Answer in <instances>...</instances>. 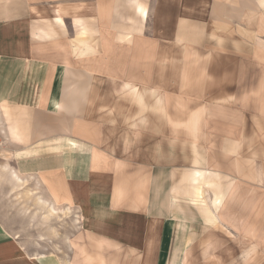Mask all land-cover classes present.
Masks as SVG:
<instances>
[{
    "label": "crops",
    "instance_id": "obj_1",
    "mask_svg": "<svg viewBox=\"0 0 264 264\" xmlns=\"http://www.w3.org/2000/svg\"><path fill=\"white\" fill-rule=\"evenodd\" d=\"M119 4L120 10L118 0H0V120L12 130L14 166L37 180L53 206H67L79 219L61 256L35 254L0 226V264H175L188 235L169 214V190L199 192L202 178L205 185L214 182L207 190H231L230 179L240 180L243 190H264V164L249 160L264 153V147L251 144L258 115L241 105L220 103L206 110L200 131L210 151L202 170L196 169L197 155L181 154L180 123H175L176 145V133L159 134L165 125L144 118L140 124L132 117L125 84L96 50L102 19L111 37L127 31H116L119 23L108 18H131L130 5L141 20L147 17L137 0ZM160 8L156 18L174 20L169 32L186 36L181 20L189 16ZM67 18L75 21L70 28L62 21ZM210 154L220 160L215 163ZM243 213L237 208L232 220L213 219L225 233L212 227V236L204 235L206 253L216 251L224 262L236 264L238 251L226 247L234 242L228 226ZM246 220L247 227L264 228L263 218ZM253 242L249 264H262L264 236ZM206 263L214 264L209 257Z\"/></svg>",
    "mask_w": 264,
    "mask_h": 264
},
{
    "label": "rangeland",
    "instance_id": "obj_2",
    "mask_svg": "<svg viewBox=\"0 0 264 264\" xmlns=\"http://www.w3.org/2000/svg\"><path fill=\"white\" fill-rule=\"evenodd\" d=\"M137 5L148 11L147 17L141 20L130 5L126 11L133 15L131 18H108L109 22L119 23L116 31H127L111 37L110 28L102 19L98 23L101 48L96 47L102 61L112 67L120 83L125 84V103L133 106L132 117L140 124L144 118L148 123L165 125L159 134L170 138L176 133V145L179 144L177 129L180 127L181 154L183 158L197 155L195 165L199 170L205 168L206 150L210 151L203 146L205 138H201L200 129L206 122V110L214 104L241 105L257 114L253 119L255 130L250 132L255 139L251 144L264 147V0H137ZM160 7L171 9V14L189 16L181 20V33L186 36H174L169 32L173 19L156 18ZM118 9H121L119 0ZM212 9L215 11L211 14ZM62 21L69 28L75 23L69 18ZM91 26L95 24H86V27ZM69 32L72 38V30ZM141 90L146 91L143 99ZM123 118L126 122L128 116L125 114ZM176 122L180 123L179 127ZM4 125L0 120V226L35 254L61 256L63 251L69 250L67 238L79 223L77 212L67 206H53L35 178L20 175L14 166L12 130ZM195 128L199 131L198 142ZM252 157H248L250 161L261 160L264 164V153L261 157ZM213 158L215 163L220 160L216 154ZM188 170L183 161V175ZM235 170L233 166L231 174ZM200 180L199 192L169 190L173 202L169 214L178 219L179 230L188 235L182 257L173 262L205 264L209 257L214 264H232V260L224 262L216 251L206 253L208 243L204 235L211 237L212 227L214 233H225L214 220L217 217L232 220L237 208L244 210V215L234 227L229 224L232 233L229 237L234 242L226 247L238 251L236 264L253 262V240L260 242L264 228L255 230L244 223L246 219H264V190H243L244 185L238 179H230L231 190H207L206 186L212 189L214 182L205 185V178ZM261 184L263 186V181ZM225 202H229V206H225ZM260 254L264 264V251Z\"/></svg>",
    "mask_w": 264,
    "mask_h": 264
}]
</instances>
